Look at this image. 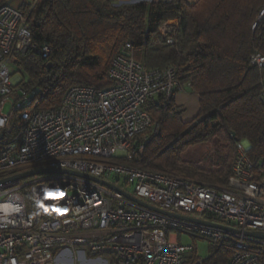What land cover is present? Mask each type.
<instances>
[{
  "label": "built area",
  "instance_id": "built-area-1",
  "mask_svg": "<svg viewBox=\"0 0 264 264\" xmlns=\"http://www.w3.org/2000/svg\"><path fill=\"white\" fill-rule=\"evenodd\" d=\"M263 17L264 5L252 29ZM178 33L179 20H165L151 44L174 46ZM29 50L44 58L51 51L47 44L33 43L21 10L1 6L0 180L39 168L103 180L121 176L131 189L123 190L133 197L194 220L149 209L89 178L42 173L0 183V264H57L59 254L73 264H111L109 256L122 264H203L192 258L193 244L173 238L181 234L202 239L211 249L227 245L232 249L227 264H262L264 237L252 233L264 234V165L248 157L246 140L235 142L223 187L132 164L158 130L145 110L147 102L158 96L168 100L184 88L173 66L146 67L126 41L108 69L112 85L100 90L74 85L58 107L35 109V91L14 77L17 54ZM250 63L260 74L264 107V55L254 52ZM27 187L35 191L30 203Z\"/></svg>",
  "mask_w": 264,
  "mask_h": 264
},
{
  "label": "trees",
  "instance_id": "trees-1",
  "mask_svg": "<svg viewBox=\"0 0 264 264\" xmlns=\"http://www.w3.org/2000/svg\"><path fill=\"white\" fill-rule=\"evenodd\" d=\"M7 4L9 0H0V7ZM263 5L264 0H32L17 8L27 16L33 43L47 44L51 51L47 58L32 50L17 54L15 71L24 76L20 85L35 91V109L58 107L71 86L100 90L112 85L111 61L131 42L136 60L148 68L173 66L177 79L199 96L198 112L187 122L181 119L184 109L175 103V94L147 102L145 110L158 130L132 164L223 187L231 174L236 140H246L248 157L264 165L260 74L250 63L254 52L264 55V17L252 29ZM168 19L179 20L177 44L154 48L151 41ZM221 135L227 140V156L220 168L209 170L182 160L188 148ZM24 193L29 203L35 197L32 187ZM231 253L227 245L210 248L203 264H227ZM109 258L111 264H122Z\"/></svg>",
  "mask_w": 264,
  "mask_h": 264
},
{
  "label": "rangeland",
  "instance_id": "rangeland-1",
  "mask_svg": "<svg viewBox=\"0 0 264 264\" xmlns=\"http://www.w3.org/2000/svg\"><path fill=\"white\" fill-rule=\"evenodd\" d=\"M10 3H16L18 0H9ZM27 1V0H26ZM29 1V0H28ZM117 3L123 2V3H134V2H156L155 0H115ZM193 1V0H191ZM153 47H162V46H156L152 44ZM17 76V77H16ZM16 79H20L21 81L24 79V76L20 73L17 72L16 75L14 76ZM10 108V104L7 103L4 106V111H8ZM194 118V117H193ZM192 118V119H193ZM190 119V120H192ZM189 120V121H190ZM187 122V121H184ZM219 146L224 147L221 152H218L217 148ZM227 140L224 135L219 136L215 141L213 142H208L205 144H199L195 145L193 147L188 148L185 152L182 154V160L184 161H195L197 162L201 167L209 170H214L217 169L218 167L220 168L222 165V161L226 158L227 156ZM234 158V157H233ZM233 161V159H232ZM44 174H35L30 177H27V179L23 180H32L38 177H41ZM106 180L116 183L119 187H121L124 190L130 191V187L124 183V179L121 176H113V177H106ZM117 180V181H116ZM180 240L183 243H191L194 245V250L195 251V256L200 259H206L209 256L210 253V248L206 244V242L202 239H194L191 238L190 236L186 234H181L180 235ZM67 264V263H66ZM70 264H73L71 261Z\"/></svg>",
  "mask_w": 264,
  "mask_h": 264
},
{
  "label": "water",
  "instance_id": "water-1",
  "mask_svg": "<svg viewBox=\"0 0 264 264\" xmlns=\"http://www.w3.org/2000/svg\"><path fill=\"white\" fill-rule=\"evenodd\" d=\"M48 66H49V64H48ZM49 172L74 174V175L82 176V177H85V178H89V179H91L93 181H96L99 184H102L103 186H105V187H107L109 189H113V190H116V191L120 192L125 197H127L129 199H132L135 202H137L138 204H140L142 206H145V207H147L149 209L155 210L157 212H160V213H163V214H166V215L177 216V217H180V218L194 220L193 218L186 217V216H181V215L171 214L170 212H167V211L161 210V209H159V208H157L155 206L149 205V204H147V203H145V202L133 197L127 191H124L123 189L115 186L114 184H112V183H110V182H108L106 180L99 179V178H96L94 176H90V175H87V174L79 173V172H76V171L66 170V169L39 168V169L28 170V171H24V172L15 174L13 176H10L8 178L2 179V180H0V183L9 182V181H18L21 178H27V177H30V176L35 175V174H42V173H49ZM201 222H203V221H201ZM204 223H206V222H204ZM208 224H211V223H208ZM252 234L255 235V236L264 237V234H260V233H252Z\"/></svg>",
  "mask_w": 264,
  "mask_h": 264
},
{
  "label": "crops",
  "instance_id": "crops-1",
  "mask_svg": "<svg viewBox=\"0 0 264 264\" xmlns=\"http://www.w3.org/2000/svg\"><path fill=\"white\" fill-rule=\"evenodd\" d=\"M32 0H18L16 3H10L13 7H19L22 3H30ZM175 103L179 106H182L184 109V112L181 116V119L183 121H189L193 117L196 116L198 112V100L199 96L196 92H194L191 87L188 84L184 85L183 90L177 91L174 95ZM176 240L180 241V235L173 236ZM183 243V242H182ZM189 244V243H185ZM64 254L68 251H63ZM62 254V255H64ZM68 255V254H67ZM71 260L69 261L67 258L66 260L64 258L60 257V254L58 256V263L57 264H70Z\"/></svg>",
  "mask_w": 264,
  "mask_h": 264
},
{
  "label": "bare ground",
  "instance_id": "bare-ground-1",
  "mask_svg": "<svg viewBox=\"0 0 264 264\" xmlns=\"http://www.w3.org/2000/svg\"><path fill=\"white\" fill-rule=\"evenodd\" d=\"M30 188V187H29Z\"/></svg>",
  "mask_w": 264,
  "mask_h": 264
}]
</instances>
